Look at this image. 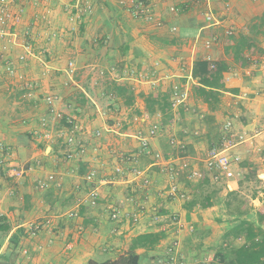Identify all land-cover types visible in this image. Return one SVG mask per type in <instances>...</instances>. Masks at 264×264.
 <instances>
[{"label":"crops","instance_id":"0c3cea01","mask_svg":"<svg viewBox=\"0 0 264 264\" xmlns=\"http://www.w3.org/2000/svg\"><path fill=\"white\" fill-rule=\"evenodd\" d=\"M123 2L9 0L18 19L0 35V213L10 220L11 210H7L12 209V197L21 216L26 217L27 222L20 223L17 231L31 237L32 250L37 252L26 264L115 259L128 249L133 236L153 231L164 236L155 246L136 250L140 264H167L170 256L166 248L175 239L180 243L177 260L180 255L189 262L183 245L193 234H188L186 224L208 229L231 217L217 200L210 207L187 211L184 201L170 195L161 198L155 185L142 189L120 178L97 184L100 198L96 206L79 205V199L94 186L86 178L91 170L97 178H110L115 163L139 166L137 161L144 158L139 167L150 164V155L140 147L139 138L144 135L130 137L126 132L131 121H160L159 112L147 111L141 94L171 91L174 84L189 92L182 104L185 114L179 119L186 127L178 138H172L186 143L185 158L200 169L206 149L219 141L222 125L231 120L235 131L246 133L244 145L252 152L246 156L256 168L259 165L257 173L264 187V55H255L247 68L225 73L229 85L238 92H225L218 110L208 113L205 104L195 105L191 94L196 57H222L224 41H217L220 31L241 30L264 11V0H152L164 20V26L154 32L158 37H175L172 44L147 36L145 29L153 26L132 17ZM87 3L91 12L71 19ZM172 5L176 10L170 11ZM125 16L129 18L126 23ZM205 40H212L217 48L206 47ZM151 69L158 74H149ZM96 75L101 81L89 85L88 80ZM117 87H125L126 94H117ZM130 95L131 104H126L125 97ZM47 97L53 98L51 104ZM51 109L60 117H54ZM43 117L51 121L46 129L40 125ZM69 136L74 139L72 144L66 142ZM162 137H166L163 132L150 138L151 149L161 150ZM242 145H236L232 152H239ZM6 164L23 166V176L10 178ZM236 168L238 164H232L229 173ZM150 170L160 172L156 165ZM49 173L54 174V180L47 188H40L39 182ZM182 177L186 179L181 173ZM154 178L157 184L159 177ZM180 186L185 189L181 180ZM225 193L220 191L218 198ZM263 198L259 191L251 205L260 206ZM156 205L164 212L153 214ZM111 206L121 212L116 220L110 216ZM71 210L78 211L76 218L66 216ZM132 214L139 220L135 222ZM35 223L40 228L33 236L28 228Z\"/></svg>","mask_w":264,"mask_h":264},{"label":"trees","instance_id":"16d2710c","mask_svg":"<svg viewBox=\"0 0 264 264\" xmlns=\"http://www.w3.org/2000/svg\"><path fill=\"white\" fill-rule=\"evenodd\" d=\"M151 39L170 44L176 41L175 37L171 36L169 38L153 35ZM263 40L264 11L252 17L244 30L227 32L222 57L215 59L196 57L191 70L194 79L191 94L195 105L205 104L208 113L214 112L220 108L225 92L237 93L238 88L229 85L225 73L236 68H247L254 63L255 55H264ZM124 51L125 49L122 50ZM117 88V94H126L125 87ZM170 96V90L141 94L147 111L159 112L162 126L180 119L185 114L184 105L181 104L176 109L172 107ZM125 98V103L131 104V95ZM169 140L171 153L164 152L165 157L187 154V145L183 149L177 148L170 144ZM214 174L215 168L206 165L201 168V177L193 186L194 192L190 198L184 200L185 209L190 211L197 206L207 208L213 205L214 200L223 204L225 214L231 217L226 218L228 224L223 234V245L215 253L216 260L219 264H264V198L260 206L255 208L251 205L259 191L264 193V187L259 190L250 184L259 177L254 164L247 158H242L236 174L227 172L220 179L213 180ZM222 190L226 193L219 199L218 193ZM251 214L253 218L250 217ZM9 229V222L4 216H0V230L6 232ZM21 232L19 230L10 235L15 247L18 245ZM163 236L164 233L161 231L139 233L131 238L128 249L117 258L100 262L90 259L85 264H140V256L136 250L155 246ZM237 239L242 242L236 243Z\"/></svg>","mask_w":264,"mask_h":264},{"label":"built area","instance_id":"2783aa9c","mask_svg":"<svg viewBox=\"0 0 264 264\" xmlns=\"http://www.w3.org/2000/svg\"><path fill=\"white\" fill-rule=\"evenodd\" d=\"M176 10L175 6H170V11ZM91 12V5L87 3L84 7L79 8L78 11L71 15V19L76 20V18H80L83 13ZM131 13L132 16L136 18H143L148 23L153 26V28L160 29L164 26V20L159 15L153 7L152 0H131ZM207 18L211 19L212 15L210 13L206 14ZM18 19V16L13 13L9 6V0H0V35H4L5 27L8 24H13ZM175 26L171 27V30L174 31ZM212 44V40H205V46L209 47ZM22 59L23 56H20ZM188 98V91L182 85L174 84L171 85V103L172 107L176 109L179 105L185 103ZM53 102L52 97H47V103L51 104ZM51 109L54 117H60V113L57 111H53ZM40 125L43 129H46L49 125V120L45 117L41 118ZM163 126L156 122L149 127L147 130V135L141 136L140 147L142 151L146 154L150 155L151 162L148 167H138L134 164L125 165L123 163H117L114 167L112 178L106 177H96V173L94 170H91L86 178L90 181L94 182V186H91L88 189V192L79 199V205L84 206H96L97 202L100 198V192L97 187V184H106L108 182L114 181L117 177L126 178L128 173L129 182H135V185L138 187L147 188L151 185L152 177L150 173V169L152 166H157L161 172H163L167 177V185L165 189V193L170 196H174L178 199H188L190 196L187 191L183 190L180 186V175L184 174L186 179H190L193 181H197L201 177V169L195 165H191L190 162L185 158V156L180 155H168L165 157L163 153L159 150H153L150 146V138L154 137L158 134L162 133ZM44 136H48L47 132H43ZM264 137V133H263ZM247 140L246 133L237 132L233 128V124L231 120H227L224 122L221 128V138L219 141L210 145L203 157V163L207 167L215 168L216 174L213 175V180H218L223 177L224 173L229 172L230 166L232 164H238L242 159L241 155L238 152H232V149L242 142ZM68 144L73 143V137L69 136L66 139ZM170 144L175 145L177 148L180 147L183 149L186 146L185 142L179 141L175 138H170ZM179 158V162H175V159ZM7 174L10 178L19 179L23 176L24 167L23 166H15L12 164H8ZM127 169V171L125 170ZM54 180V174L49 173L45 179H42L39 182L40 188H47L50 183ZM111 208V218L116 220L120 217V210ZM0 216L2 214L0 213ZM66 216L68 218H76L78 216V211L71 210L66 212ZM131 218L136 222L139 220V216L137 214H132ZM39 224H30L29 229L39 230ZM186 228L189 232L194 230L192 224H186ZM34 234V231L32 232ZM179 241L174 240V242L167 246L166 253L170 256L167 264H211L212 259L204 258L199 261H195L193 263L187 262L179 258L177 260L176 254L178 253ZM23 252L26 253L27 249H23Z\"/></svg>","mask_w":264,"mask_h":264},{"label":"rangeland","instance_id":"374dc122","mask_svg":"<svg viewBox=\"0 0 264 264\" xmlns=\"http://www.w3.org/2000/svg\"><path fill=\"white\" fill-rule=\"evenodd\" d=\"M120 1L121 0H119V2ZM123 3L126 5V8L128 9V12L130 13V15H132V13H131V0H124ZM117 4L121 5L118 2H117ZM114 7H115V5H114ZM91 10H92V7H91ZM132 17H134V16H132ZM134 18L136 20L139 19L141 21H144L145 23H147L149 25L148 21H146L143 18H136V17H134ZM123 19H125V23H126L127 22L126 19H129V18L127 16H125ZM76 20H78V18H76ZM71 21H73V20H71ZM241 22L242 21H238L237 24H240ZM149 26H151V25H149ZM245 27H246V25L245 26L243 25L241 29L244 30ZM238 29H239V27H237V28H230V30H232V31H236ZM154 31L156 32L157 29L154 28V29L151 30V29H147L146 28L145 31H144V33L147 36H150V37H152L153 35L157 36ZM226 34H227V32H225L224 29L221 30L220 33H219V35H218L219 38H217V41L219 40V43H222L224 41V38L226 37ZM96 38L98 39V36H96ZM92 39H93V37L91 38V40ZM212 45H213V43L208 48H210V47L211 48L212 47H216L217 48V46H218V45H215V44L213 46ZM102 46H104V45H102ZM102 46L100 45L99 48H102ZM222 47H223V45H221V48ZM221 48H219V49H221ZM148 71H149V74H151V75L153 74L154 76H156L155 74H158V70L151 69V70H148ZM101 79L102 78H100L99 76L96 75V76L93 77V80L92 79H89L88 80V84L90 85V83H92V82L98 83L99 81H101ZM94 85L96 86V84H94ZM188 96H189V94H188ZM123 115L126 116L127 113H124ZM155 120H156L155 118H149V119H146L144 122H138V121L137 122H133V121H131L132 123H131L130 127H127L126 126L127 135H130V137H132L133 135H136V137H138V135H147V130L149 129V127L151 125H153L156 122L161 123L160 121H155ZM50 123H51V121H49V124ZM168 125H171L172 127L169 128ZM168 125H165L166 128H164V126H163V129H162L163 135H166V137H162L161 140H160L161 150L159 149V151L161 153H164V152L171 153V150H170L171 148L168 145V140L171 137H175V136H176V138H178V135H181L180 133L182 132V128L186 127L185 121H182V122L181 121L172 122V123H170ZM73 141H74V139H73ZM75 143H76V141H75ZM242 144L244 145L245 142H242ZM243 145H242V149H240L238 153L240 155L245 156V158H247V156H246L247 153L248 154L249 153L251 154L252 152L251 151H248L247 144L244 145V146ZM6 162L8 163V161H6ZM143 162H145V159L144 158H140L137 161V163L139 164V166H141L143 164ZM13 165L20 166L21 167V165H18V164H13ZM135 165L138 166L137 164H135ZM257 165H258V163H257ZM115 166H116V163L112 167L113 169H111L112 172L108 174L110 178H112V175H113L112 173L114 171V167ZM258 166H257V168H258ZM5 167H9L8 164H6ZM257 168H256V171H257ZM125 170L127 171V169H125ZM231 173H235L236 174L237 173V168L235 169V171H233ZM126 174H127V177L126 178H121V177H117V178H120L121 181H125L129 177L128 176V173H126ZM151 174L154 177H159V180H158L157 184H156V182H154L155 181L154 180L155 178L151 176L152 177V182H151V185H149V187H147V188L138 187V186L137 187L138 188H142V189H149L151 186H154L155 185V187L160 188L158 190V192H155V193L159 194L161 196V198H165L166 195H167L164 192L165 189H166V187H165L166 180H167L166 175L163 172H161V171L159 173L157 171H152ZM257 176H258V173H257ZM179 180H181L182 184L185 186V189L184 190L187 191V193H189L188 194L189 196H191V194L194 192V187L193 186L196 183V181L184 179L183 177L180 178ZM4 181L6 182L7 179L4 178ZM130 183H133L134 184V187H136L134 181L133 182H130ZM250 184L253 185L255 188H257L259 190L263 187L262 186L263 184L261 182L260 177H258V178L256 177V180H253L252 182H250ZM9 200L12 203V209L10 208V209L7 210V212H9L11 210V215H10V220H7V219L6 220L10 224V229L8 231H6V232L0 230V251H6V252H8L9 250L14 251V252L17 253V255H21V257L19 259L22 260V262H26L29 258H32V257L37 256V252L34 251V250H32V245H31V243L29 241L31 239V237L29 235H27L26 233L21 232V234L19 235L20 236V239H19L18 245L16 247L11 242L10 235L13 234V233H15L17 231L18 225L20 223L27 222V219H26V217L24 215L21 216V213L19 212V210H17L18 205L13 204L14 202H16V199H14V198L11 197V198H9ZM181 201H184V200L183 199H180V202ZM152 212H153V214L154 213L159 214V213L162 212V209L160 208V206L156 205L155 208L152 210ZM170 217L172 218V216H170ZM166 219H169V216ZM154 221H157V220H154ZM222 222H224V223L223 224H219V222H215L214 223V226L212 228H208V229L207 228L206 229L205 228L204 229L203 228H198V227H196L194 225V227H195L194 230L192 232H189L188 233L189 235H191V234H193V235H191L190 238L187 239V242L185 240V243L183 245V249L185 251V255L187 254L186 258L187 259L189 258L188 259L189 262L193 263L195 261H199V260H202L204 258H208V259H212L211 264H219V262L215 258V253L218 250H220V247H222V245H223V234H224V231L226 229L225 227H227L228 220H224ZM33 231H34V234H36L37 230H33V229H29L28 233L30 235H33L32 234ZM241 242L242 241L240 239H237L236 240V243H241ZM23 249H27V252L26 253H23ZM186 249H189L190 253H188ZM179 258H181L180 255H179ZM181 259L182 260H185V257L184 258H181Z\"/></svg>","mask_w":264,"mask_h":264},{"label":"flooded vegetation","instance_id":"af4514ba","mask_svg":"<svg viewBox=\"0 0 264 264\" xmlns=\"http://www.w3.org/2000/svg\"><path fill=\"white\" fill-rule=\"evenodd\" d=\"M20 257L21 255H17L16 252L11 250L8 252L0 251V264H26L19 259Z\"/></svg>","mask_w":264,"mask_h":264}]
</instances>
